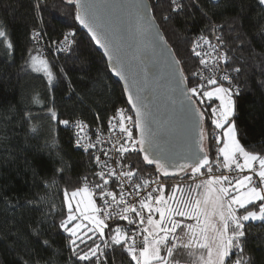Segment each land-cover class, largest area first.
Listing matches in <instances>:
<instances>
[{"label":"snow or ice","instance_id":"6c2138e0","mask_svg":"<svg viewBox=\"0 0 264 264\" xmlns=\"http://www.w3.org/2000/svg\"><path fill=\"white\" fill-rule=\"evenodd\" d=\"M66 2L75 5L76 21L87 29L91 41L103 49L109 70L124 81L130 106L117 108L108 117L107 140L101 134L103 128L99 125L103 117L99 114L92 139L85 131L89 125L83 119H60L54 107H47L52 121L75 129L74 147L83 149L98 169L89 171L99 182L89 183L85 175L80 178L82 186L70 191L66 185L63 190L67 214L62 215L59 229L67 233L72 255L80 264H109L110 257L113 260L119 257V264H250L244 255L245 227L249 221L264 222V154L248 150L239 138L235 117L240 90L233 83L232 73H239L241 68L227 67L233 57L222 50L225 42L220 35L221 26L209 21L208 34L202 31L191 42L190 51L205 68L218 70V65L223 63L224 71L219 76L205 77L202 68L192 72L189 78L178 52L162 31L176 17L185 16L191 5H186L184 0H154L151 5L143 0ZM194 2L200 6L198 0ZM256 2L264 11V0ZM35 7L38 9L39 5ZM201 11L208 18L207 11L202 7ZM237 20L242 23V18ZM44 35L33 29L29 39L38 44ZM74 35L69 31L62 39L51 40L55 51L67 56L77 54ZM0 43L11 58L16 45L3 25H0ZM153 58L155 67L166 73L168 84L183 105L184 144L179 153L154 127L155 115L145 102L147 97L142 95L150 84L147 63ZM81 63L87 64L81 70L82 77L90 79V62ZM24 67L33 73L42 72L50 92L55 91L60 79L71 88L66 69L61 66L57 75L53 71L55 65L42 57L39 49L35 55L29 49ZM258 83L264 88V80ZM205 100L213 103L205 105ZM33 103L45 106L39 93L34 95ZM208 108L211 125L216 130L212 137L215 159L210 154L211 147L205 146L206 141L211 143L205 127ZM25 119L29 120V131L37 134L39 126L31 122L27 111ZM56 144L53 140L52 147ZM130 154L136 155L134 165L128 162ZM224 170H235L236 175L226 174ZM55 171L59 175L65 172L62 158ZM169 180L175 183L169 184ZM55 183L54 178L51 186ZM116 185L118 193L110 187ZM55 210L53 207L51 213ZM116 217L126 221L128 227L113 228L108 221Z\"/></svg>","mask_w":264,"mask_h":264},{"label":"trees","instance_id":"16d2710c","mask_svg":"<svg viewBox=\"0 0 264 264\" xmlns=\"http://www.w3.org/2000/svg\"><path fill=\"white\" fill-rule=\"evenodd\" d=\"M153 2L149 0L150 5ZM198 2L199 7L194 0H184L186 5H191L185 16L176 17L174 23L162 31L191 78V73L200 65L190 51L193 37L202 31L207 35L209 21L221 26L224 50L233 57L229 69L241 68L239 73H233V82L240 90L235 117L239 138L248 150L264 154V88L258 83L264 80V11L256 0ZM201 7L207 11L208 18ZM156 11L159 15L160 9ZM238 17L242 18V23ZM0 25L9 30L16 45L9 58L0 43V264H25V261L27 264H80L68 247L67 233L59 229L62 215L67 214L63 190L66 185L70 191L82 186L80 178L85 175L89 183L94 182L96 178L89 170L95 167L83 149L74 147L71 129L52 121L47 107H54L60 119L81 118L91 126L98 125L99 114L103 117L100 125L103 126L115 109L127 106L123 90L78 25L74 4L66 0H0ZM33 29L44 33L43 40L47 43L69 31L75 34L77 54L39 52L55 65L53 71L57 75L61 66L66 69L71 88L67 81L60 79L55 91L50 92L41 76L25 70L29 49L32 54L37 50L29 39ZM81 61L90 62V79L82 77L81 70L87 64ZM97 80L100 83H96ZM37 93L44 107L33 103ZM204 103L213 102L205 100ZM26 111L30 113L31 122L39 126L37 134L29 131ZM205 116L211 141L210 144L206 141L205 146L211 147L210 154L215 159L216 145L212 137L216 130L211 125L210 108ZM53 140L57 141L55 147H52ZM61 158L65 172L59 175L55 169L60 166ZM130 161L134 165L136 155L130 157ZM54 178L56 183L51 186ZM173 183L174 180H169V184ZM53 207L56 210L51 213ZM105 231L107 233L108 229ZM245 231L244 255L250 264H264V222H246ZM109 264H119V257L114 260L110 257Z\"/></svg>","mask_w":264,"mask_h":264},{"label":"water","instance_id":"95a60500","mask_svg":"<svg viewBox=\"0 0 264 264\" xmlns=\"http://www.w3.org/2000/svg\"><path fill=\"white\" fill-rule=\"evenodd\" d=\"M98 2H104V0H98ZM109 2H112V0H109ZM115 2L130 3L131 0H115ZM143 2L150 5L149 0H143ZM78 25L80 24L78 23ZM80 28L91 40L87 29L83 28L81 25ZM92 44L96 48L98 53L102 55L108 68L107 58L104 56L103 49L98 48L94 42H92ZM147 68L149 70L150 84L145 92L142 93V95H145L147 97L145 102L149 105L155 115L156 124L154 125V127L159 129L163 139L169 141L170 145L175 148L177 153H179L182 151L184 144L181 121L183 105L180 103L178 94L173 90V87L168 84L166 73L163 71H158L155 67L154 58L148 60ZM109 73L112 78L119 83L124 93V81L119 77L113 75L110 70ZM124 100H126L127 104L125 93ZM174 100L175 102H173ZM127 107L130 106L127 105Z\"/></svg>","mask_w":264,"mask_h":264},{"label":"built area","instance_id":"2783aa9c","mask_svg":"<svg viewBox=\"0 0 264 264\" xmlns=\"http://www.w3.org/2000/svg\"><path fill=\"white\" fill-rule=\"evenodd\" d=\"M64 35V34H63ZM63 35L61 36V38H59V39H62L63 38ZM200 36V34H198L197 36H194L193 37V39H192V41L194 40V39H196L197 37H199ZM209 38L210 39H212V42L213 43H216V41H215V39L213 38V37H211V36H209ZM191 41V42H192ZM32 45H33V47L35 48V49H39V52L41 53V54H47V53H54V54H57V53H59V52H56L55 51V46L54 45H52L51 43H47L45 40H41L38 44L36 43V42H34V41H32ZM206 47V46H205ZM190 49H191V45H190ZM222 50H224V46H223V49ZM192 53V52H191ZM213 55H215V53L213 54ZM197 58V57H196ZM197 60H198V63H199V58H197ZM200 64V63H199ZM225 67H226V65H224L223 63H221V64H219L218 65V70H209V68H205V66H202V65H199V67L195 70V71H197V70H200V69H204V74H205V77H210V76H212V75H217V76H219L220 74H222V72L224 71V69H225ZM227 67L229 68V65H227ZM194 71V72H195ZM232 75H234L233 73H232ZM226 83V82H225ZM234 83V82H233ZM235 84V83H234ZM236 85V84H235ZM211 86H209V88H210ZM123 107H127L126 105H124V106H121V107H118V108H123ZM114 112H115V110H114ZM114 112H113V114L112 115H114ZM118 119V118H117ZM76 120V119H75ZM75 120H73V121H75ZM108 120V119H107ZM107 120L105 121V124H103V126H100V127H102L103 128V132L101 133L102 134V137L105 139V140H107L108 139V135H109V132H108V124H107ZM86 122V121H85ZM87 123V122H86ZM88 124V123H87ZM89 125V128L88 129H86L85 131H87L88 133H89V137L90 138H92V139H95V134H96V131H97V128H98V125H90V124H88ZM71 129V131H72V135H73V139L75 140V137H74V132H75V129L74 128H70ZM116 132L118 133V129L116 130ZM110 145H99L98 147H109ZM90 151H94V150H90ZM135 154H130L129 156H128V162L129 163H131V161H130V157H132V156H134ZM104 157H102V159H103ZM93 166L95 167V170H98V169H96V165L93 163ZM225 171V173L226 174H229V175H236V172H235V170H232V171H229V170H224ZM94 182H99L98 181V178H96V180L94 181ZM90 183H92V182H90ZM110 187H114L115 188V191L118 193V191H119V186L118 185H116V186H110ZM96 199H98V196L96 197ZM102 201H100V204L102 205ZM137 206H138V204H137ZM122 207V206H121ZM147 214V213H146ZM108 223L109 224H111L112 225V227H121L122 229H124V228H127L128 227V225H127V222L126 221H124V220H121V219H119V217H116L114 220H109L108 221Z\"/></svg>","mask_w":264,"mask_h":264},{"label":"rangeland","instance_id":"374dc122","mask_svg":"<svg viewBox=\"0 0 264 264\" xmlns=\"http://www.w3.org/2000/svg\"><path fill=\"white\" fill-rule=\"evenodd\" d=\"M34 55L36 54L35 52L33 53ZM32 74H38L39 76H41L42 77V81H44L45 82V86L48 88V85H47V82H46V80H45V78H44V76H43V73L41 72V73H33L32 72ZM41 84V83H40ZM216 104H218V101H216ZM221 160H222V158H221ZM242 162V161H241ZM65 209H66V207H65ZM66 213H67V209H66ZM85 223H87V221H85Z\"/></svg>","mask_w":264,"mask_h":264},{"label":"bare ground","instance_id":"6f19581e","mask_svg":"<svg viewBox=\"0 0 264 264\" xmlns=\"http://www.w3.org/2000/svg\"><path fill=\"white\" fill-rule=\"evenodd\" d=\"M48 54V53H47ZM50 54H51V52H50ZM81 119V118H80Z\"/></svg>","mask_w":264,"mask_h":264}]
</instances>
